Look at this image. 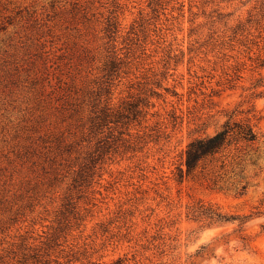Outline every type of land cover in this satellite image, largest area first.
<instances>
[{"label": "rangeland", "instance_id": "1", "mask_svg": "<svg viewBox=\"0 0 264 264\" xmlns=\"http://www.w3.org/2000/svg\"><path fill=\"white\" fill-rule=\"evenodd\" d=\"M0 264H264V1L0 0Z\"/></svg>", "mask_w": 264, "mask_h": 264}, {"label": "trees", "instance_id": "2", "mask_svg": "<svg viewBox=\"0 0 264 264\" xmlns=\"http://www.w3.org/2000/svg\"><path fill=\"white\" fill-rule=\"evenodd\" d=\"M264 1V0H259ZM134 116H138L139 111L134 109L131 112ZM236 112H233L226 123L212 135H205L194 139L187 147L185 151L184 165L186 167V175L190 176L199 169H204L207 163L214 162L219 156H221L234 142L243 141L245 143H255L259 138V133L256 131L259 123L252 124V119H248L246 122H238L235 120ZM123 114L118 116V119H122ZM109 114L104 116V120L108 121ZM130 118V117H129ZM254 120H257L254 116ZM180 178L184 177L183 168H179ZM244 171L241 173L243 174ZM217 184V181L215 182ZM236 192L243 195L247 190V185L242 181H237L233 185ZM220 189H224L223 187ZM200 216L210 220L212 223L228 224L232 223L236 219L227 218L215 211L204 210L199 211Z\"/></svg>", "mask_w": 264, "mask_h": 264}]
</instances>
